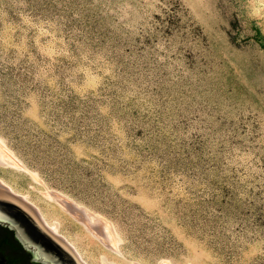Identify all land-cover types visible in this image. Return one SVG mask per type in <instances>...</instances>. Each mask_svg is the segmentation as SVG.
<instances>
[{
	"label": "rangeland",
	"instance_id": "obj_1",
	"mask_svg": "<svg viewBox=\"0 0 264 264\" xmlns=\"http://www.w3.org/2000/svg\"><path fill=\"white\" fill-rule=\"evenodd\" d=\"M0 146L88 264H264V0H0Z\"/></svg>",
	"mask_w": 264,
	"mask_h": 264
},
{
	"label": "bare ground",
	"instance_id": "obj_2",
	"mask_svg": "<svg viewBox=\"0 0 264 264\" xmlns=\"http://www.w3.org/2000/svg\"><path fill=\"white\" fill-rule=\"evenodd\" d=\"M2 146L4 145L2 144ZM2 146H0V163L5 164V165H11L14 167H19L20 163H18L14 159V157L10 153H8L7 150L4 149ZM0 198H5V199L8 198V199L14 200V202L15 201L18 202V204L20 203L21 205H23V207L28 209V211L34 215L37 223H39V225L42 226V228L47 230L48 233L52 237L53 236L54 238L56 237L57 239L55 238V240L60 241L64 245L62 246L65 249L66 248L69 249L68 251H70L71 255L73 254V257L76 259V264H88L83 258V256L80 254V252L78 251L77 247L71 241H69V239L65 235L60 234L58 232L59 226L56 223L50 224L45 218L44 214L43 213L42 215L39 214L38 211L35 209V207L29 200L23 199L22 197L12 193L8 189V187L2 185L1 183H0ZM52 198L67 213H70L71 215L75 214V217L79 219L82 225L88 231H90L94 237L99 238L108 249L114 252H119V248H118L119 239L116 236V233L114 232L113 227L111 226L109 222L105 221L104 219L94 216L93 214H91L84 208L72 209L70 206L64 204L63 202H60L55 197H52ZM0 220L8 221L12 225H14L18 233L20 234L21 238L24 239L29 245H33L36 247V256L38 258H41L52 264H68V260L60 258L54 252H51L50 250L42 247L39 243H37L36 238L28 231L25 224L20 219L14 217L13 215H11L10 213H8L7 211L1 208H0ZM165 264H169V263H165Z\"/></svg>",
	"mask_w": 264,
	"mask_h": 264
},
{
	"label": "water",
	"instance_id": "obj_3",
	"mask_svg": "<svg viewBox=\"0 0 264 264\" xmlns=\"http://www.w3.org/2000/svg\"><path fill=\"white\" fill-rule=\"evenodd\" d=\"M3 209H5V208H3ZM5 211H8V210L5 209ZM8 213H11V215H13V214H12L13 212H11V211H9ZM13 216H14V215H13ZM14 217L20 219V220L25 224V226H26V228L28 229V231L34 236V234L31 232V228L28 226L27 222H26L24 219H22V218L19 217V216H14ZM0 224L3 225V226L0 225V234L3 233V231L1 230V227H4V228L7 227L8 229L14 231L16 239H18V240L23 244L24 248H25L28 252H30V253L32 254V256H33V261H35V262L40 261V262H42V263H44V264H52V263H50V262H48V261H45V260H43V259H41V258H38V257L36 256V247L33 246V245H29L24 239H22L21 236H20V234L18 233V231H17V229H16V227H15L14 225H12V224H11L10 222H8V221H1V220H0ZM1 232H2V233H1ZM34 237L36 238L37 241H41V243H44V241L41 240L38 236H34ZM0 264H11V263L8 261V259L6 258V256L4 255V253H3L1 250H0Z\"/></svg>",
	"mask_w": 264,
	"mask_h": 264
},
{
	"label": "flooded vegetation",
	"instance_id": "obj_4",
	"mask_svg": "<svg viewBox=\"0 0 264 264\" xmlns=\"http://www.w3.org/2000/svg\"><path fill=\"white\" fill-rule=\"evenodd\" d=\"M8 230H10V229H8ZM10 231H12V230H10ZM41 234L43 236H46L44 232H42ZM37 236L41 239L40 235H37ZM11 240L16 242L17 244H19V247L15 246L16 244L11 246V248L2 247L0 250L4 253V255L6 256L7 259H11L13 256H19L22 258L21 259L22 264H44L40 261H38V262L33 261L32 254L24 248L23 244L18 239H16L14 231H12Z\"/></svg>",
	"mask_w": 264,
	"mask_h": 264
},
{
	"label": "trees",
	"instance_id": "obj_5",
	"mask_svg": "<svg viewBox=\"0 0 264 264\" xmlns=\"http://www.w3.org/2000/svg\"><path fill=\"white\" fill-rule=\"evenodd\" d=\"M1 230L3 231L2 234H0V249L2 247L4 248H11V246L15 245L19 247V244L11 240V234L12 231L8 230L7 228L1 227ZM22 258L19 256H13L11 259H8V261L11 264H22Z\"/></svg>",
	"mask_w": 264,
	"mask_h": 264
}]
</instances>
